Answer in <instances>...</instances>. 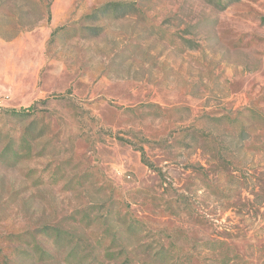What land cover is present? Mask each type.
<instances>
[{
    "label": "rangeland",
    "instance_id": "rangeland-1",
    "mask_svg": "<svg viewBox=\"0 0 264 264\" xmlns=\"http://www.w3.org/2000/svg\"><path fill=\"white\" fill-rule=\"evenodd\" d=\"M0 264H264V0H0Z\"/></svg>",
    "mask_w": 264,
    "mask_h": 264
}]
</instances>
